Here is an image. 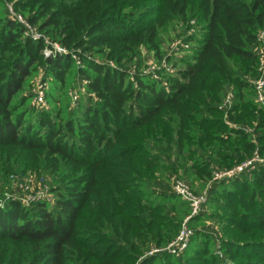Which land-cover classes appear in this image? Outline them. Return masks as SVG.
<instances>
[{
	"label": "trees",
	"instance_id": "trees-1",
	"mask_svg": "<svg viewBox=\"0 0 264 264\" xmlns=\"http://www.w3.org/2000/svg\"><path fill=\"white\" fill-rule=\"evenodd\" d=\"M30 2L35 7L27 20L39 29L52 26L47 30L68 52L44 56L42 41L21 38L22 23L5 17L0 27V58L6 60L0 62V156L6 163L34 164L49 156L52 168L64 166L67 181L56 187L55 208L45 202L26 207L15 198L0 207L5 262L135 264L142 255L136 264H157L164 257L171 260L167 264H264V159L228 181L211 179L214 170L229 168L254 151L264 157V107L246 98L253 94L248 77L256 75L254 47L256 31L264 28V0ZM189 14L202 20L199 29L185 31V39L197 43L184 65L164 79L137 72L127 78L120 65L96 62L76 49L106 48L105 56L122 64L141 45L158 52V27ZM1 49L9 53L2 55ZM72 51L84 62L80 82L97 97L84 92V109L74 117L39 114L35 126H24L11 97L37 63L63 80L74 60ZM228 90L233 101L225 115L219 103ZM185 140L193 158L202 160L195 173L211 180L206 202L193 217L207 214L217 192L224 225L202 224L193 234L202 235V242L183 254L145 255L179 230L181 220L161 205L178 196L154 173L159 158L166 162L160 152L177 154ZM145 194L157 200L146 202Z\"/></svg>",
	"mask_w": 264,
	"mask_h": 264
},
{
	"label": "rangeland",
	"instance_id": "rangeland-1",
	"mask_svg": "<svg viewBox=\"0 0 264 264\" xmlns=\"http://www.w3.org/2000/svg\"><path fill=\"white\" fill-rule=\"evenodd\" d=\"M30 0H0V27L4 22L5 17L9 16L14 18L9 11V7L12 8L14 13L20 15L25 21L27 20L26 14L30 9L35 7L33 3L30 6ZM31 7V8H30ZM197 15L191 16L187 15L185 17H175L169 21L163 23L158 27L157 40L159 44V51L155 52L152 49H147L145 46H139L136 50V55L128 61L122 62V64H117L115 60L111 57L105 56L104 50L99 51L98 46H96L92 51H87L81 47H77L82 53L89 55L93 60L100 63H109L110 65H120L121 68L125 69L127 78L134 79L135 72L145 74V76L153 78L149 73L152 71L156 72L157 79H164L168 77L171 73H174L177 68L184 65L183 59L189 57L192 52L191 45H195L197 42L195 40H188L187 43L189 47H179L176 52L172 48V44L175 41L184 40L186 37L185 31L192 28V32L202 24L201 18L196 19ZM28 21V20H27ZM32 32H38L39 37L42 41V52L49 48H54L55 44L62 43L56 40L54 31L47 30L51 29L52 26H49L46 29H39L35 24L26 22ZM29 29V30H30ZM27 36L24 29L21 32V38ZM2 50V49H1ZM2 55H6L8 50H2ZM44 55V54H43ZM6 61L4 58H0V62ZM70 64L66 73L64 74L63 80H57L53 75L47 73L40 65V63L34 64L29 73L25 76L20 88L13 94L11 97V104L15 105L16 108L14 113L16 115L22 116L23 125H36L37 124V115H52L56 119L64 120L68 115H79L81 109H84L85 100L82 98L84 92H90L92 99L95 100L97 97L93 91H90L85 84H82L79 80V67H84L83 61H75ZM81 60V59H80ZM153 67V68H152ZM153 70H152V69ZM78 86L80 88H78ZM43 88L44 95V104L42 106L35 104V90L36 88ZM246 98L253 99L251 94L248 93ZM80 107V109L78 108ZM70 109L72 113L69 112ZM248 126V124H247ZM249 129V128H248ZM163 145V144H161ZM190 145L189 141L184 142L182 148L178 149L177 154L172 152H163L160 155L165 158L166 162L160 161L158 159V168L154 173V177L163 178L172 185L173 180L182 179L188 183L195 192H201L203 190L207 191V187L210 185L211 180L209 177L200 175L197 171L198 164L202 160H195L193 158L194 154L191 150L188 149ZM164 148L165 145H163ZM173 147H171L172 149ZM177 155V156H176ZM212 156V155H211ZM196 157V156H195ZM40 158H43L42 156ZM4 156H0V207L6 205V200L15 198L19 200L24 206L31 207L36 202H45L48 208H55V200L57 193L59 191L56 189L57 185H61L66 182L64 166L59 164L57 168H52L51 163L52 159L47 158L41 159L40 163H32L30 160L25 161L22 159L13 160L14 162L6 163ZM195 160V161H193ZM164 161V160H163ZM41 176L44 179L46 184L47 191L44 192V186L41 183ZM18 179V180H15ZM29 179V180H27ZM17 182H22L27 184L26 188H22L19 192V188L15 186ZM30 181V182H29ZM18 191H17V188ZM41 191L42 195H45V198H38L33 201L29 200H20L17 196V193L23 195L25 198L27 196L34 197L33 194ZM215 196L213 199L209 200L210 207H208V212L203 217H193L191 215L187 220V225L192 229L191 234L189 235L187 249L190 247H197L202 242V235L193 236L194 232L202 224L211 223L214 227L220 228L224 225L223 220L220 219V210L217 209V201L219 196L217 192H214ZM18 197V196H17ZM143 198L146 202L156 201L154 196L150 194H145ZM165 202V203H164ZM161 203L163 207L169 208L172 210L174 217L177 220L184 219L185 215L188 213V207L185 200L179 196L172 198L169 201H164ZM206 202V200H205ZM196 229V230H195ZM174 232L176 233L177 227H174ZM223 235H225L223 233ZM247 236H242L246 238ZM165 244H161L158 247H163ZM5 241L0 242V264H7L5 262L4 252H5ZM156 246H151L145 250V255L155 252ZM186 249V250H187ZM185 250V252H186ZM164 251V250H160ZM184 253V252H183ZM182 253V254H183ZM139 256L137 261L141 258ZM136 261V262H137ZM170 259L167 257L162 258L157 264H167ZM135 262V264H136ZM175 263V262H173Z\"/></svg>",
	"mask_w": 264,
	"mask_h": 264
},
{
	"label": "built area",
	"instance_id": "built-area-1",
	"mask_svg": "<svg viewBox=\"0 0 264 264\" xmlns=\"http://www.w3.org/2000/svg\"><path fill=\"white\" fill-rule=\"evenodd\" d=\"M10 14L18 21H20L23 25V29L25 31V34L30 36L33 39H38L39 33L38 32H32L30 29V26L26 23L23 18L20 17V15H17L14 13L12 8L9 7ZM30 29V30H29ZM186 32L192 33V28L187 29ZM187 39L181 40V41H175L172 44V48H174V52L179 49V47H189L187 43ZM256 46L254 47L257 55H258V61H257V67H256V75L255 76H249L248 80L250 82V85L252 87V97L253 99L261 106L264 107V28H260L256 31ZM56 52H62L66 53L68 52L67 48L65 46H62L60 44H55L54 48H49L48 50H44L43 54L44 56L53 55ZM72 57L76 59L75 61L79 62V56L76 54V51H72ZM153 68V67H152ZM151 68V69H152ZM153 70V69H152ZM153 76V79L157 80V75L155 71H151L149 73ZM35 104L42 106L44 104V95H43V88H36L35 90ZM233 101V91L228 90L226 91L225 95L223 96L221 102L219 103V108L223 109L224 114L226 115L227 111L232 105ZM245 130H248L246 128ZM264 157H260L256 151H254V154L250 158H246L243 161L229 167V168H223V169H216L213 171L212 180H220L223 179L225 181H228L235 175L239 174L240 172L244 170H248L251 167H253V164L255 161L262 160ZM18 180V179H15ZM29 180V179H27ZM30 182V181H29ZM41 183L44 186V192L47 191L46 184L44 183V179L41 176ZM18 188L19 192L22 188H26L27 184H24L22 182L15 183ZM16 187V188H17ZM172 190L174 191L175 195L179 196L183 200H185L189 206V212L185 215L184 219L182 220L179 230L177 234L167 242L165 246L157 247L155 248L156 251H160L161 249L164 251H167L173 255H180L182 254L186 249L188 245V239L189 235L192 232V229L187 225L186 220L191 216L195 215L199 212L202 204L207 199V191L203 190L201 192H195L191 186L186 183L182 179H175L173 180V183L171 185ZM17 188V191H18ZM18 196V197H17ZM17 196L14 197L19 198L20 200H29L33 201L38 198H45V195H42L41 191H38L33 194V198L31 196H27L26 198L23 195H20L17 193Z\"/></svg>",
	"mask_w": 264,
	"mask_h": 264
}]
</instances>
